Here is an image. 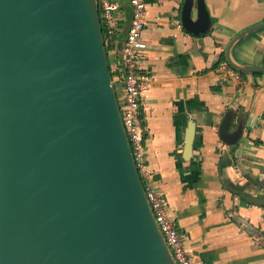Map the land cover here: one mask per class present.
<instances>
[{
    "label": "water",
    "instance_id": "95a60500",
    "mask_svg": "<svg viewBox=\"0 0 264 264\" xmlns=\"http://www.w3.org/2000/svg\"><path fill=\"white\" fill-rule=\"evenodd\" d=\"M180 24L207 33L204 0H183ZM261 28L231 38V67L264 72L230 54ZM233 116L230 107L217 128L227 145L242 135V122L229 131ZM194 136L189 120L185 159ZM0 264H176L122 124L97 0H0Z\"/></svg>",
    "mask_w": 264,
    "mask_h": 264
},
{
    "label": "crops",
    "instance_id": "0c3cea01",
    "mask_svg": "<svg viewBox=\"0 0 264 264\" xmlns=\"http://www.w3.org/2000/svg\"><path fill=\"white\" fill-rule=\"evenodd\" d=\"M114 1L118 31L109 63L120 54L131 16L128 0ZM145 1L142 64L150 80L139 122L156 189L195 264H264V205L227 188L264 195V72L239 71L236 82L224 55L236 33L264 20V0H204L211 26L198 36L180 24L183 0ZM230 54L241 64L264 65V28L237 41ZM230 107L229 131L243 123L234 145L220 141L217 132ZM189 120L195 136L185 159Z\"/></svg>",
    "mask_w": 264,
    "mask_h": 264
},
{
    "label": "built area",
    "instance_id": "2783aa9c",
    "mask_svg": "<svg viewBox=\"0 0 264 264\" xmlns=\"http://www.w3.org/2000/svg\"><path fill=\"white\" fill-rule=\"evenodd\" d=\"M128 3L131 8L129 26L120 54L116 55L115 59L113 58V61L109 63L122 124L146 197L166 245L171 251L176 264H195L190 249L184 243L183 235L179 232L169 214L163 196L156 189L152 171L144 161L143 133L139 122V112L150 80L142 64L144 52L147 48V43L143 38L146 1L128 0ZM97 5L101 24L105 28V44L111 46L114 43L113 36L118 31L114 21V13L119 5L114 0H97ZM109 54L111 53L108 51V56ZM227 72L234 81H241L239 71L228 66ZM117 82L119 86L118 95Z\"/></svg>",
    "mask_w": 264,
    "mask_h": 264
},
{
    "label": "trees",
    "instance_id": "16d2710c",
    "mask_svg": "<svg viewBox=\"0 0 264 264\" xmlns=\"http://www.w3.org/2000/svg\"><path fill=\"white\" fill-rule=\"evenodd\" d=\"M102 32H103V35H105V28L102 26ZM109 48H110V46H107L106 45V50L108 51L109 50ZM223 57H222V61H223ZM241 73H244V72H241Z\"/></svg>",
    "mask_w": 264,
    "mask_h": 264
},
{
    "label": "rangeland",
    "instance_id": "374dc122",
    "mask_svg": "<svg viewBox=\"0 0 264 264\" xmlns=\"http://www.w3.org/2000/svg\"><path fill=\"white\" fill-rule=\"evenodd\" d=\"M116 89H117V95H118L119 94V91H118V89H119L118 82L116 84Z\"/></svg>",
    "mask_w": 264,
    "mask_h": 264
}]
</instances>
